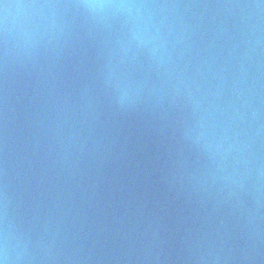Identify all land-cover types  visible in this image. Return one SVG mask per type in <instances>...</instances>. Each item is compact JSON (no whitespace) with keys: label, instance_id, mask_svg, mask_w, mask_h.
I'll list each match as a JSON object with an SVG mask.
<instances>
[{"label":"water","instance_id":"obj_1","mask_svg":"<svg viewBox=\"0 0 264 264\" xmlns=\"http://www.w3.org/2000/svg\"><path fill=\"white\" fill-rule=\"evenodd\" d=\"M76 2L0 3V213L21 264H264L260 0L16 7Z\"/></svg>","mask_w":264,"mask_h":264},{"label":"clouds","instance_id":"obj_2","mask_svg":"<svg viewBox=\"0 0 264 264\" xmlns=\"http://www.w3.org/2000/svg\"><path fill=\"white\" fill-rule=\"evenodd\" d=\"M3 3V0H0ZM151 5L143 3H126L124 0H77L72 4H21L16 7L19 8H54V7H74L81 8L90 13H96L106 9H130V8H145ZM257 7L264 6V0H260ZM11 7L8 4H3L5 10L4 30L7 34V10ZM132 40L135 42L136 37L133 36ZM143 42H139L142 46ZM68 159L65 152H57L53 158V165L55 167H63ZM18 247V233L14 231L13 222L5 215L0 213V264H21L22 257L17 251Z\"/></svg>","mask_w":264,"mask_h":264}]
</instances>
